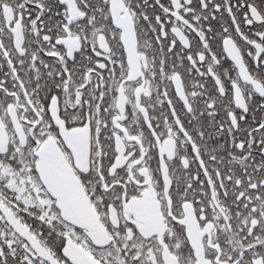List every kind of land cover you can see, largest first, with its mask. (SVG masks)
<instances>
[{"label": "snow or ice", "instance_id": "obj_1", "mask_svg": "<svg viewBox=\"0 0 264 264\" xmlns=\"http://www.w3.org/2000/svg\"><path fill=\"white\" fill-rule=\"evenodd\" d=\"M0 264H264V0H0Z\"/></svg>", "mask_w": 264, "mask_h": 264}]
</instances>
